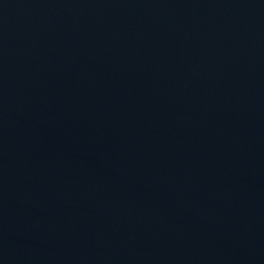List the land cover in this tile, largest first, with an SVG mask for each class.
Here are the masks:
<instances>
[{
  "label": "water",
  "instance_id": "1",
  "mask_svg": "<svg viewBox=\"0 0 264 264\" xmlns=\"http://www.w3.org/2000/svg\"><path fill=\"white\" fill-rule=\"evenodd\" d=\"M0 264H264V0H0Z\"/></svg>",
  "mask_w": 264,
  "mask_h": 264
}]
</instances>
